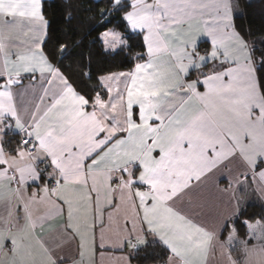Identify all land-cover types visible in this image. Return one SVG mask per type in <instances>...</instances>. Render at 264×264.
Instances as JSON below:
<instances>
[{
    "label": "snow or ice",
    "instance_id": "obj_1",
    "mask_svg": "<svg viewBox=\"0 0 264 264\" xmlns=\"http://www.w3.org/2000/svg\"><path fill=\"white\" fill-rule=\"evenodd\" d=\"M64 6L53 40L44 0H0V264H264L248 5Z\"/></svg>",
    "mask_w": 264,
    "mask_h": 264
},
{
    "label": "trees",
    "instance_id": "obj_2",
    "mask_svg": "<svg viewBox=\"0 0 264 264\" xmlns=\"http://www.w3.org/2000/svg\"><path fill=\"white\" fill-rule=\"evenodd\" d=\"M72 0H69L71 3ZM242 4L248 5L245 9V15L241 18L242 29L251 27L252 31L256 34L257 39L264 34V3L261 0H242ZM67 9L64 6V0H48L44 1V12L50 22L49 31L52 39L64 38V17ZM51 46V42L49 44ZM254 200V198H253ZM254 211L249 208V213ZM235 255L240 256L239 252Z\"/></svg>",
    "mask_w": 264,
    "mask_h": 264
},
{
    "label": "crops",
    "instance_id": "obj_3",
    "mask_svg": "<svg viewBox=\"0 0 264 264\" xmlns=\"http://www.w3.org/2000/svg\"><path fill=\"white\" fill-rule=\"evenodd\" d=\"M44 1H48V0H44ZM237 23H238V25H240L241 26V19H238L237 20ZM242 28V27H241ZM254 259H255V257H253Z\"/></svg>",
    "mask_w": 264,
    "mask_h": 264
}]
</instances>
